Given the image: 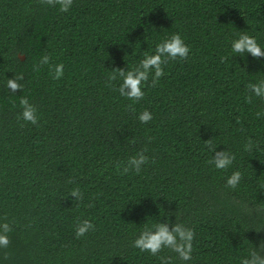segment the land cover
<instances>
[{
  "label": "trees",
  "instance_id": "trees-1",
  "mask_svg": "<svg viewBox=\"0 0 264 264\" xmlns=\"http://www.w3.org/2000/svg\"><path fill=\"white\" fill-rule=\"evenodd\" d=\"M241 32L264 48V0H73L67 12L0 0V223L12 229L0 264H161L132 244L159 220L194 231L188 261L160 251L171 264L264 254V98L247 88L264 79V57L231 54ZM173 33L189 55L169 59L155 86L150 75L140 100L121 96L110 73ZM45 54L64 64L59 79L47 64L33 70ZM21 96L37 124L19 117ZM145 109L152 119L142 123ZM224 149L235 158L216 169L209 160ZM141 150L147 163L124 173ZM84 219L94 229L77 238Z\"/></svg>",
  "mask_w": 264,
  "mask_h": 264
},
{
  "label": "clouds",
  "instance_id": "clouds-1",
  "mask_svg": "<svg viewBox=\"0 0 264 264\" xmlns=\"http://www.w3.org/2000/svg\"><path fill=\"white\" fill-rule=\"evenodd\" d=\"M49 3L59 4L61 12H67L72 6L73 0H48ZM231 54L246 58L249 54L256 59L264 57V48L258 43L256 37L241 32L237 34L230 42ZM189 46L184 42L179 33H173L170 36L163 38L155 45L153 53L145 52L139 62L131 68H117L116 71L110 73L109 78L115 79L117 76L121 78L119 85V93L132 101H138L144 97V86L148 81L149 76H152V85L158 82L159 78L164 75L163 65L169 59L177 57L184 59L189 55ZM47 64L49 66V74L53 79H59L64 73L63 63H50V56L45 54L41 57L39 64L33 66V70H38L40 65ZM23 76L14 74L8 78L6 87L15 93L17 89H22L23 85L20 81ZM247 88L256 97L264 98V79H260L255 83L249 82ZM251 97H249L250 99ZM21 112L19 117L26 122L32 124L38 123L37 109L30 103L27 96L20 98ZM257 117H264V111H258ZM138 120L142 123H147L152 119V114L147 109L138 114ZM250 145H246L248 149ZM145 150L137 152L130 156L127 163L123 166V172L127 173L130 170L139 173L143 165L148 161V157L144 154ZM234 154L227 150L215 151L213 157L209 160L216 169L228 168L234 160ZM241 178L239 171H234L226 179V185L230 188H235ZM71 195L75 198H80L78 189H73ZM94 229L93 223L84 219L76 224L75 235L77 238L85 235L89 230ZM12 231L11 226L7 222L0 223V248L6 247L9 244V233ZM194 231L191 228L185 227L182 223L161 222L155 224H145L139 231L132 244L134 248L141 252L147 251L153 256H157L161 264H171L172 257L160 256L159 253L163 248H168L173 251L176 256L182 261H188L191 258ZM239 264H264V254H261L257 249H248L246 255L239 259Z\"/></svg>",
  "mask_w": 264,
  "mask_h": 264
}]
</instances>
